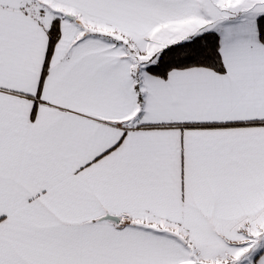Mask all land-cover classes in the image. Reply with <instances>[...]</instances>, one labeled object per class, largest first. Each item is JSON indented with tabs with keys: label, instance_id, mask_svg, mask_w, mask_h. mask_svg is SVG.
Masks as SVG:
<instances>
[{
	"label": "snow or ice",
	"instance_id": "6c2138e0",
	"mask_svg": "<svg viewBox=\"0 0 264 264\" xmlns=\"http://www.w3.org/2000/svg\"><path fill=\"white\" fill-rule=\"evenodd\" d=\"M0 264H264V0H0Z\"/></svg>",
	"mask_w": 264,
	"mask_h": 264
}]
</instances>
